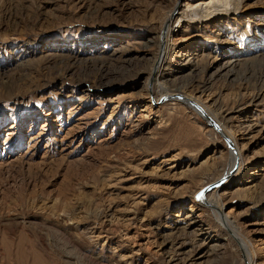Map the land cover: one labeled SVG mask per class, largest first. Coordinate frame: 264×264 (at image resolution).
<instances>
[{"label": "rangeland", "instance_id": "obj_1", "mask_svg": "<svg viewBox=\"0 0 264 264\" xmlns=\"http://www.w3.org/2000/svg\"><path fill=\"white\" fill-rule=\"evenodd\" d=\"M195 1L0 0V264H250L203 191L264 264V0Z\"/></svg>", "mask_w": 264, "mask_h": 264}, {"label": "bare ground", "instance_id": "obj_2", "mask_svg": "<svg viewBox=\"0 0 264 264\" xmlns=\"http://www.w3.org/2000/svg\"><path fill=\"white\" fill-rule=\"evenodd\" d=\"M241 0H202L199 3L195 2H191V3H187L185 5V10H182L180 12V10L178 11V8H174L173 10H171L170 14L167 16L166 20L163 23V28L164 30L166 29V31H164L165 34H161L160 37V49H159V55L158 58L154 64V67L151 71V80L152 78L155 79V84L153 86V94L155 95V93L157 92L159 95L158 97H163L166 96L167 97H175L177 101L183 100L185 102H187V105L189 104L190 107L196 111L199 110L200 111V107H201V113L203 115H205L206 118H208V112L207 109L202 106L200 103H197L198 105L200 104L199 107H197L196 105H193V103H191L190 101H188V98L182 99L183 98V93L177 91V92H170L169 88L166 87L163 83H159L158 79H160V75H161V70L164 67L165 63H166V58L168 55V48H169V36L172 30V23H174V13L176 12H180V20L182 21V19L184 20L183 17H186L188 15H191L192 13H195L196 16H198L199 19H202V21H209L214 19L217 15H221L223 13L228 14L230 12H238L239 9L241 8ZM224 16V15H223ZM185 21V20H184ZM233 65V64H232ZM150 80V81H151ZM150 83V82H149ZM149 85V84H148ZM150 86V85H149ZM148 86V87H149ZM157 87V89H156ZM149 89V88H148ZM150 95V94H149ZM210 116V115H209ZM212 125L215 126L217 129L220 127L219 124H217L216 122L212 121ZM9 130H11V128H9ZM220 131L223 133V129H220ZM226 137L230 138V141L233 142V144H231L232 149L230 150L232 155H233V161L231 164V169L237 164V162H241V158H242V154H241V149L238 147V144L235 143V137L233 134L230 133H226ZM230 145V144H229ZM234 147V148H233ZM231 169H229L227 171V174L230 173ZM232 173V172H231ZM231 175V174H230ZM214 186V185H213ZM220 186V184H216L215 187ZM200 196L198 197L199 199V203L201 206L203 207H214V208H210L211 211L215 214V216L218 218L217 220L220 221L222 223V227L225 229V231H228L229 235L234 239L238 240L240 245L243 247V255L245 254L247 256V258H249V263H252V260L250 258L249 254V249L246 245V243H244V240L240 238L237 230L235 229V227L233 226V223L229 220V216L228 215H224L223 214V207L222 204L225 202V199L221 196L218 195V202H214L211 200V197H208L205 195L204 191L202 194H199ZM214 200V199H213ZM188 219V226L192 227L194 224H196L197 218L195 216H187ZM199 231V230H198Z\"/></svg>", "mask_w": 264, "mask_h": 264}, {"label": "water", "instance_id": "obj_3", "mask_svg": "<svg viewBox=\"0 0 264 264\" xmlns=\"http://www.w3.org/2000/svg\"><path fill=\"white\" fill-rule=\"evenodd\" d=\"M230 142V141H229Z\"/></svg>", "mask_w": 264, "mask_h": 264}]
</instances>
